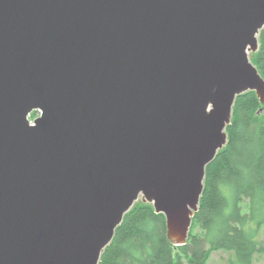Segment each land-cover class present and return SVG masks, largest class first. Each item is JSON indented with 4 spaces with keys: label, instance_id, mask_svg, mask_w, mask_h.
Here are the masks:
<instances>
[{
    "label": "water",
    "instance_id": "1",
    "mask_svg": "<svg viewBox=\"0 0 264 264\" xmlns=\"http://www.w3.org/2000/svg\"><path fill=\"white\" fill-rule=\"evenodd\" d=\"M261 30L264 0H0V264H99L139 197L184 245Z\"/></svg>",
    "mask_w": 264,
    "mask_h": 264
},
{
    "label": "trees",
    "instance_id": "2",
    "mask_svg": "<svg viewBox=\"0 0 264 264\" xmlns=\"http://www.w3.org/2000/svg\"><path fill=\"white\" fill-rule=\"evenodd\" d=\"M258 41L251 62L264 78V30ZM225 132L227 144L206 167L192 218L190 228L198 226L201 233L189 230L186 243L175 246L167 237L164 215L137 201L115 229L99 264H207L210 250L225 251L227 264H254L264 254V104L255 92L235 98Z\"/></svg>",
    "mask_w": 264,
    "mask_h": 264
},
{
    "label": "rangeland",
    "instance_id": "3",
    "mask_svg": "<svg viewBox=\"0 0 264 264\" xmlns=\"http://www.w3.org/2000/svg\"><path fill=\"white\" fill-rule=\"evenodd\" d=\"M35 114H36L35 117H37L38 113L36 112ZM35 117H29V119L31 120ZM138 201H141V197L138 198ZM242 208L244 211L245 210L247 211L246 202L242 203ZM190 232L200 234L201 230L197 226V227L190 228ZM260 237L262 239L264 238V230L261 233ZM227 260H228V254L225 251H223V250H210L208 260H207V264H227ZM254 264H264V254L256 256Z\"/></svg>",
    "mask_w": 264,
    "mask_h": 264
}]
</instances>
